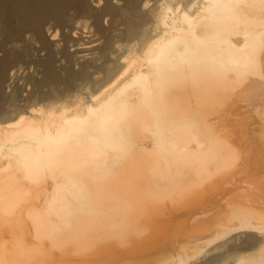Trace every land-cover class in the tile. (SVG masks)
<instances>
[{"label": "bare ground", "instance_id": "1", "mask_svg": "<svg viewBox=\"0 0 264 264\" xmlns=\"http://www.w3.org/2000/svg\"><path fill=\"white\" fill-rule=\"evenodd\" d=\"M91 9L0 0L4 46L53 18L91 19L81 44L99 41L60 57L44 42L26 76L27 50H3L0 264H264V0ZM235 95L256 97L248 134L243 114L224 119ZM168 202L173 215L153 224Z\"/></svg>", "mask_w": 264, "mask_h": 264}, {"label": "rangeland", "instance_id": "2", "mask_svg": "<svg viewBox=\"0 0 264 264\" xmlns=\"http://www.w3.org/2000/svg\"><path fill=\"white\" fill-rule=\"evenodd\" d=\"M104 4H108V5H111L114 7L121 6V4H123V0H88V5L90 8H92L91 10H93L94 13H96V11H98ZM75 14H76V12L74 10L68 11V17H74ZM106 21H108V22L110 21L109 15L105 16V20L103 19V23H102L103 28H107V23H105ZM87 22H88L86 24L87 26L85 25L83 27H82V25L80 26L79 23L75 22V20H71V22H69L68 24L62 25V24L57 23V18H53V19L47 21L43 25L41 35L40 34L36 35V33H34V32H26L22 35L20 40L7 43V44H5V46H4L3 36L0 35V46H4L3 49H0V59L4 55L3 50L4 51L6 50L8 52L15 51V50H18V51L19 50H27L28 55H27V59L25 62H27V60H28V62H27V64L24 65L23 70L21 69L22 71L20 70V72L16 73L17 75L26 76L32 72L33 64L29 65L30 60L33 61L35 59L39 60L41 58L42 59L45 58L44 55H45L46 51L45 50L40 51V49L43 48L42 43L44 44V42L48 45V48H50L51 50L53 48L54 49L53 51L57 52V54H56L57 57L61 56V53H59V52H61L63 49L68 48L69 51H73V50L82 49L84 47H88V46L93 45V44H98L99 41L97 43H93V44H81V43H83L82 39L85 36L86 37L90 36L87 33V29H94V26L92 25L93 20L87 19ZM52 31L57 32V36L55 37L54 40L52 38H50L51 37L50 33ZM66 35H69L68 37L71 40H73L74 43H70L69 40L65 39V38H68V37H64ZM66 41L69 43H67ZM68 44H69V46L66 47ZM71 45H73V46H71ZM30 55H31V57H28ZM26 65H29V68H25ZM16 74L12 77V79L16 76ZM12 79H11V81H12ZM15 82H16V79H14V81L10 85V87H13L15 85ZM19 83H21V80H19ZM246 84H247V82H245L243 85H246ZM7 91L9 92L10 88H8L6 90V93L9 94ZM25 94H26V92L24 91L23 95H25ZM234 98L238 99L237 95H235L233 97V100H232V97L231 98L229 97V98H227V101H223V105H225V106H223L224 108H226L229 105L227 107L228 109H226V113H224V114L226 115L227 113H230V112L235 113V111L237 110V112H238V113H236L237 115L231 113L232 115H229V117H228V115L224 116L225 118L222 116V117H220V119L224 118L226 120L227 119L229 120V119H231L230 118V116H231L232 117L231 120H234V119L238 120L235 117L243 114L242 115L243 121L242 122L236 121L237 123L235 122V124H238V134L239 135H241L240 127L241 128L245 127V133L248 134V131L252 130L251 129V121L249 118H250V115L252 114V112L254 111L253 105H255V102H257V101H255L256 97H251V99L248 98L249 100L245 99V100H247L246 102H244V100L239 97L241 100H243V103L241 100H239V102L241 101L240 103H242V104L241 105L237 104L238 100L236 99L237 100L236 104L238 106L236 104H234L235 103ZM225 102H228V103L230 102V104H225ZM232 107H233V109H232ZM221 110H223V108H220L217 111V115H216V113L212 114L214 117H217V119L215 118L216 120L219 119L218 115L220 114L219 111H221ZM244 114H246V115L244 116ZM234 115H236V116H234ZM213 116H212V118H213ZM232 124L235 125L234 123H231V125ZM240 124H241V126H240ZM229 129L230 128L228 127V130ZM242 138L243 137H241V138L237 137V139H236V140H238V144H235L236 149H237V155H235L236 159H235V162H234L233 168H232V170H234L235 172L236 171L238 172V165H241L243 162L242 158H238V146H241L242 144H244L242 142ZM244 145H246V144H244ZM246 157L249 161L251 160L247 155H246ZM207 179H208L207 182L203 184L202 188H205V187L212 185V183L214 182L213 179H215V178L211 179V178H208V176H207ZM234 182H238V174L235 176ZM234 182H232V183H234ZM232 183L226 184L222 188L221 193L227 192L230 189V186ZM259 183L264 185V180L259 181ZM166 204L168 205V207L165 211H163V213H161L162 217L159 216V217L153 218L152 219L153 224H159L161 222L165 223V218L169 215H173V213H172V210L174 208L173 202H171V203L168 202ZM203 208H204L203 201L199 200L197 205L182 206L178 211H176V213L179 215L189 216L191 213H194L195 210H201ZM154 214H157V212H154L153 215Z\"/></svg>", "mask_w": 264, "mask_h": 264}]
</instances>
